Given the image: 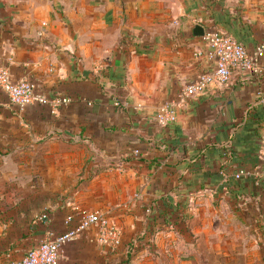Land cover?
<instances>
[{
  "label": "crops",
  "instance_id": "0c3cea01",
  "mask_svg": "<svg viewBox=\"0 0 264 264\" xmlns=\"http://www.w3.org/2000/svg\"><path fill=\"white\" fill-rule=\"evenodd\" d=\"M195 23L263 46L256 67L184 95L213 67ZM0 62L70 98L0 88V264L93 209L118 238L92 226L58 264H264V0H0Z\"/></svg>",
  "mask_w": 264,
  "mask_h": 264
},
{
  "label": "built area",
  "instance_id": "2783aa9c",
  "mask_svg": "<svg viewBox=\"0 0 264 264\" xmlns=\"http://www.w3.org/2000/svg\"><path fill=\"white\" fill-rule=\"evenodd\" d=\"M203 39L206 57L213 62L211 70L196 75L183 88L184 95L203 91L211 83L227 82L234 69H253L256 67V56L262 54L263 46L257 49L256 55H248L242 43L214 27L204 30ZM0 88L6 92L10 101L17 105L38 103L49 106L52 110L67 104V96H49L36 88L27 78H13L7 64L0 62ZM176 109L172 101H167L156 109L155 118L160 124L176 119ZM262 157L264 160V131L261 134ZM66 229L54 237L42 239L31 246L17 261L9 264H58V253L62 244L73 239L77 234L92 226L98 229L97 240L106 243L117 239L119 233L114 225L98 209L86 211L80 215L65 216Z\"/></svg>",
  "mask_w": 264,
  "mask_h": 264
},
{
  "label": "water",
  "instance_id": "95a60500",
  "mask_svg": "<svg viewBox=\"0 0 264 264\" xmlns=\"http://www.w3.org/2000/svg\"><path fill=\"white\" fill-rule=\"evenodd\" d=\"M193 31H194V34L201 36L204 33V28L202 25L195 23L193 25Z\"/></svg>",
  "mask_w": 264,
  "mask_h": 264
},
{
  "label": "trees",
  "instance_id": "16d2710c",
  "mask_svg": "<svg viewBox=\"0 0 264 264\" xmlns=\"http://www.w3.org/2000/svg\"><path fill=\"white\" fill-rule=\"evenodd\" d=\"M227 34V33H226ZM229 35V34H228ZM231 36V35H230ZM232 37V36H231ZM234 38V37H233ZM235 39V38H234ZM237 40V39H236ZM238 41V40H237ZM240 42V41H239ZM241 43V42H240Z\"/></svg>",
  "mask_w": 264,
  "mask_h": 264
},
{
  "label": "rangeland",
  "instance_id": "374dc122",
  "mask_svg": "<svg viewBox=\"0 0 264 264\" xmlns=\"http://www.w3.org/2000/svg\"><path fill=\"white\" fill-rule=\"evenodd\" d=\"M261 263H264V259H263V262H261Z\"/></svg>",
  "mask_w": 264,
  "mask_h": 264
}]
</instances>
